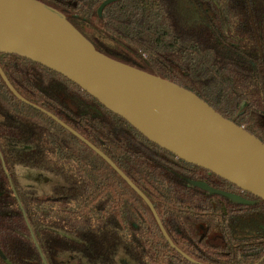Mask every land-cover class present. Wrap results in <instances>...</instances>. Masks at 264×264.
Wrapping results in <instances>:
<instances>
[{
    "label": "trees",
    "instance_id": "1",
    "mask_svg": "<svg viewBox=\"0 0 264 264\" xmlns=\"http://www.w3.org/2000/svg\"><path fill=\"white\" fill-rule=\"evenodd\" d=\"M102 54L177 84L264 143V0H37ZM0 66L17 92L107 155L152 202L0 76V264H257L264 201L152 143L66 77L16 55ZM23 166L63 179L26 189ZM188 181L252 201L240 205ZM34 235V237H33ZM37 242V244H36ZM264 264V260L259 263Z\"/></svg>",
    "mask_w": 264,
    "mask_h": 264
},
{
    "label": "water",
    "instance_id": "2",
    "mask_svg": "<svg viewBox=\"0 0 264 264\" xmlns=\"http://www.w3.org/2000/svg\"><path fill=\"white\" fill-rule=\"evenodd\" d=\"M117 1H105L99 14ZM0 53L28 59L66 77L152 143L264 201V143L260 139L224 118L193 92L102 54L61 13L37 0H0ZM0 76L16 98L47 114L105 160L148 205L171 247L198 263L175 246L152 202L107 155L59 118L22 97L1 66ZM188 182L233 203L253 204L206 182ZM39 252L48 264L40 248Z\"/></svg>",
    "mask_w": 264,
    "mask_h": 264
},
{
    "label": "rangeland",
    "instance_id": "3",
    "mask_svg": "<svg viewBox=\"0 0 264 264\" xmlns=\"http://www.w3.org/2000/svg\"><path fill=\"white\" fill-rule=\"evenodd\" d=\"M17 173L22 185L38 195L53 196L54 187L65 185L62 178L35 169L19 166ZM117 262L118 264H136L123 252L118 255Z\"/></svg>",
    "mask_w": 264,
    "mask_h": 264
},
{
    "label": "flooded vegetation",
    "instance_id": "4",
    "mask_svg": "<svg viewBox=\"0 0 264 264\" xmlns=\"http://www.w3.org/2000/svg\"><path fill=\"white\" fill-rule=\"evenodd\" d=\"M187 182H188V180H186ZM202 182H204V181H202ZM189 183V182H188ZM208 184V183H207ZM243 191V190H242ZM244 192V191H243ZM208 193V192H207ZM247 193V192H246ZM234 194V193H233ZM236 195H238V194H236ZM240 196V195H239ZM33 237H34V235H33ZM36 244H37V242H36ZM37 247H38V250H39V246H38V244H37ZM42 251V250H41ZM43 253V252H42ZM39 254H40V252H39ZM44 255V254H43ZM41 256V255H40ZM42 258V257H41ZM45 258V257H44ZM43 260V259H42ZM48 263V262H47Z\"/></svg>",
    "mask_w": 264,
    "mask_h": 264
}]
</instances>
